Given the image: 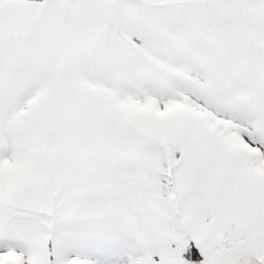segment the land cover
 Instances as JSON below:
<instances>
[{"label":"snow or ice","instance_id":"obj_1","mask_svg":"<svg viewBox=\"0 0 264 264\" xmlns=\"http://www.w3.org/2000/svg\"><path fill=\"white\" fill-rule=\"evenodd\" d=\"M0 264H264V0H0Z\"/></svg>","mask_w":264,"mask_h":264}]
</instances>
